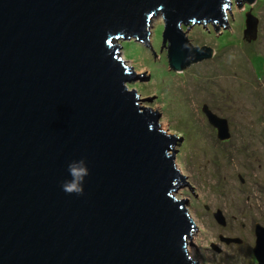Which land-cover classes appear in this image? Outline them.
Here are the masks:
<instances>
[{"label": "water", "instance_id": "1", "mask_svg": "<svg viewBox=\"0 0 264 264\" xmlns=\"http://www.w3.org/2000/svg\"><path fill=\"white\" fill-rule=\"evenodd\" d=\"M232 1L240 12L254 0H0V264H199L186 250L196 226L174 197L190 192L177 140L156 106L139 105L150 99L128 90L145 71L135 75L117 44L143 43L154 60L147 36L160 14V50L180 72L212 57L186 32L228 31ZM245 17L244 37L255 40L256 19ZM202 112L229 140L226 121ZM81 159L83 195L67 194L69 164ZM213 217L225 226L219 210ZM255 236L264 264V227Z\"/></svg>", "mask_w": 264, "mask_h": 264}, {"label": "rangeland", "instance_id": "2", "mask_svg": "<svg viewBox=\"0 0 264 264\" xmlns=\"http://www.w3.org/2000/svg\"><path fill=\"white\" fill-rule=\"evenodd\" d=\"M247 13L256 19L255 40L244 37ZM226 17L228 31L218 25L216 36L209 24L191 26L189 42L210 48L212 57L180 72L169 69L166 49L160 50V14L151 19L147 36L154 60L143 43L117 45L135 75L145 71L143 79L127 83L128 90L150 99L139 105L151 112L156 106L160 129L177 140L175 164L190 192L181 187L174 197L186 203L196 226L188 256L199 264H256L253 229L264 227V0L243 2L240 12L232 1ZM204 105L226 121L229 140L217 139ZM218 210L225 226L213 218ZM220 236L243 243L227 245Z\"/></svg>", "mask_w": 264, "mask_h": 264}, {"label": "clouds", "instance_id": "3", "mask_svg": "<svg viewBox=\"0 0 264 264\" xmlns=\"http://www.w3.org/2000/svg\"><path fill=\"white\" fill-rule=\"evenodd\" d=\"M69 174L72 179L62 183V190L67 194L83 195V182L85 177L89 175L86 162L81 159L69 164Z\"/></svg>", "mask_w": 264, "mask_h": 264}, {"label": "flooded vegetation", "instance_id": "4", "mask_svg": "<svg viewBox=\"0 0 264 264\" xmlns=\"http://www.w3.org/2000/svg\"><path fill=\"white\" fill-rule=\"evenodd\" d=\"M214 218V217H213ZM263 227V226H262ZM253 235H254V246H255V242H256V236H255V226H254V229H253ZM242 240H240V243L238 244V245H242ZM231 244H233V243H231ZM254 246H253V248H254ZM253 248H252V255H253V259H254V262L256 263V264H258L257 263V260H256V258H255V256H254V254H253Z\"/></svg>", "mask_w": 264, "mask_h": 264}, {"label": "bare ground", "instance_id": "5", "mask_svg": "<svg viewBox=\"0 0 264 264\" xmlns=\"http://www.w3.org/2000/svg\"><path fill=\"white\" fill-rule=\"evenodd\" d=\"M190 239H191V237H190Z\"/></svg>", "mask_w": 264, "mask_h": 264}]
</instances>
